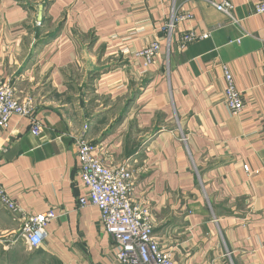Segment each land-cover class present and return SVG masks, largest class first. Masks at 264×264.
<instances>
[{
  "label": "crops",
  "instance_id": "obj_1",
  "mask_svg": "<svg viewBox=\"0 0 264 264\" xmlns=\"http://www.w3.org/2000/svg\"><path fill=\"white\" fill-rule=\"evenodd\" d=\"M232 5L233 23L211 2ZM261 0H0V79L33 100L0 128V185L23 211L54 209L37 249L0 205V264H122L86 194L73 138L128 163L132 199L175 264H264V13ZM172 11L171 45L164 25ZM188 29L209 33L183 49ZM153 40L149 66L135 53ZM244 109L223 98L222 67ZM244 166L248 171L244 170Z\"/></svg>",
  "mask_w": 264,
  "mask_h": 264
},
{
  "label": "built area",
  "instance_id": "obj_2",
  "mask_svg": "<svg viewBox=\"0 0 264 264\" xmlns=\"http://www.w3.org/2000/svg\"><path fill=\"white\" fill-rule=\"evenodd\" d=\"M219 12L225 14L233 23L237 20L232 15V5L226 1L211 2ZM255 14L264 13V0L254 5ZM192 19L189 12L172 11L168 22L164 25L167 32V45H171V33L176 24ZM209 33H197L193 29L185 31L177 45L183 49L196 40H204ZM160 50V43L153 40L134 55L143 60V65L153 63ZM262 75L264 78V50L262 51ZM224 78L223 98L226 106L234 114L244 109L240 92L236 89L232 72L226 66L222 67ZM33 100L17 95L10 79H0V128L6 129L13 115L31 119L30 132L39 136L42 124L32 117ZM73 136L77 148V158L80 163L79 176L86 194L78 199L81 208L94 206L99 210V219L103 230L110 235L116 247L115 256L122 264H175L172 252L160 246L154 234L153 217L150 209L141 202L132 199L133 170L128 163L104 164L103 148L88 139L84 130ZM244 170L248 168L244 166ZM0 205L15 213L20 221L19 238L28 249H37L45 237L47 224L56 216L54 209L40 214H29L23 211L9 197L0 185Z\"/></svg>",
  "mask_w": 264,
  "mask_h": 264
}]
</instances>
